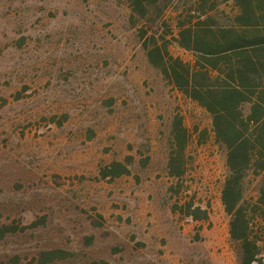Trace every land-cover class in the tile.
<instances>
[{"label": "rangeland", "instance_id": "rangeland-1", "mask_svg": "<svg viewBox=\"0 0 264 264\" xmlns=\"http://www.w3.org/2000/svg\"><path fill=\"white\" fill-rule=\"evenodd\" d=\"M212 2L233 24L234 2ZM192 3L0 0V264H240L226 150L144 46L192 63L173 39Z\"/></svg>", "mask_w": 264, "mask_h": 264}, {"label": "trees", "instance_id": "trees-1", "mask_svg": "<svg viewBox=\"0 0 264 264\" xmlns=\"http://www.w3.org/2000/svg\"><path fill=\"white\" fill-rule=\"evenodd\" d=\"M158 1L129 0L133 15L143 18ZM192 1L178 14L173 36L193 53L192 63L171 54L169 43L154 34L144 46L163 77L210 114L215 141L226 150L229 172L221 198L230 216V236L239 244L240 264H264V0H231L236 9L231 25L216 22V2ZM174 137L179 146L185 142L181 123H175ZM174 162L171 157V169ZM126 173L124 168L116 175ZM188 215L209 217L199 207Z\"/></svg>", "mask_w": 264, "mask_h": 264}]
</instances>
